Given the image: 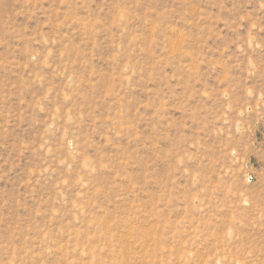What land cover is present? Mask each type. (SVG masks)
<instances>
[{
	"label": "rangeland",
	"instance_id": "1",
	"mask_svg": "<svg viewBox=\"0 0 264 264\" xmlns=\"http://www.w3.org/2000/svg\"><path fill=\"white\" fill-rule=\"evenodd\" d=\"M0 264H264V0H0Z\"/></svg>",
	"mask_w": 264,
	"mask_h": 264
},
{
	"label": "bare ground",
	"instance_id": "2",
	"mask_svg": "<svg viewBox=\"0 0 264 264\" xmlns=\"http://www.w3.org/2000/svg\"><path fill=\"white\" fill-rule=\"evenodd\" d=\"M123 4H125V5H126V3H123Z\"/></svg>",
	"mask_w": 264,
	"mask_h": 264
}]
</instances>
